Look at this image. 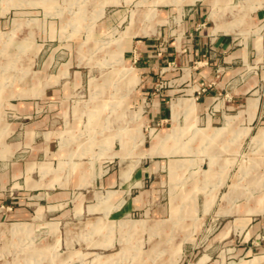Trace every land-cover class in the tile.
<instances>
[{"label":"crops","instance_id":"1","mask_svg":"<svg viewBox=\"0 0 264 264\" xmlns=\"http://www.w3.org/2000/svg\"><path fill=\"white\" fill-rule=\"evenodd\" d=\"M121 2L123 6L129 3L128 0L102 1L98 12L105 13L108 7L121 6ZM162 3L155 5L158 14L151 28L141 30L139 21L132 24L130 19L118 58L125 67L122 69L124 77L129 80L126 89L133 93L132 99L138 109V136L134 139L141 142L146 124L164 121L168 126L161 130L149 149L141 147L137 152L130 149L124 137L119 138L120 150H115L114 137L107 136V141L111 139L112 143L111 147L106 145L105 161L126 163L120 175H130L128 180L120 181L124 191H116L113 195H121L120 199L116 198L118 203L128 195L129 198L123 213L116 215L106 210L97 213L102 217L94 220L98 223L115 217L125 220L140 214L142 220L162 225L182 220L186 210L190 220L197 205L195 198L199 194L196 190L229 187L226 195L230 198V207L227 210L220 207L218 218L250 222L249 233L259 237L264 232V95L260 94L264 66L258 64L257 70L253 71V65L264 59V35H261L264 0H176L170 6H162ZM163 7L174 10L170 14L164 12ZM110 12L112 14L106 17L103 26L106 31L127 19L123 10ZM175 20H178L177 24ZM34 75L36 81L32 86L9 92L12 98L6 107L19 120L5 123L0 119V206H16L12 214L16 223L10 228L12 248L15 245L13 237L24 232L20 226H25L33 217L31 210L35 204L30 203L32 199L49 203L51 199L61 201L67 197L64 190L95 188L97 184L112 188L118 182L115 177L100 181L99 177L90 174L92 168L89 165L93 161L84 163L75 182L50 177V165L56 157L98 154L90 147L95 142L90 145L82 140L72 147L61 148L60 145V152L55 151L56 144L62 139L68 110L73 108L72 95L77 90L83 92L88 75L83 71L71 72L65 66L51 72L49 60ZM99 86L96 83L91 87L97 91ZM0 92L3 93L2 86ZM147 101L148 111L143 113V104ZM79 108L77 103L73 115L82 114ZM83 109L88 110L85 105ZM101 109L104 105L100 102L89 107L92 116L102 112ZM109 116L100 119L99 124H110ZM247 141L252 158L243 171L251 175L248 187L252 192L243 194L237 190V180L233 185H225L222 175L227 172L226 157L239 154ZM21 147L31 149L28 160L23 163L12 161ZM201 150L207 151L210 159L207 168L198 171L203 175L197 181L196 170L200 167L196 161L176 158L195 156ZM216 156L218 166L211 161V157ZM211 175H215L214 178ZM122 176L120 178L124 180ZM211 182L213 184H209ZM56 187L62 191L53 196L51 190ZM9 189L15 190L17 196L9 195ZM30 195L34 198H29ZM112 198L106 201L110 202ZM87 199L85 197L76 206V215L83 211V205L89 202ZM25 200L28 204L21 206L19 201ZM110 203L113 205L114 200ZM211 205L203 196L200 205L203 213H207ZM90 207L93 206L87 208ZM104 226L108 236L112 230L109 224ZM103 229L96 226L94 235ZM158 230L159 235H178L175 227ZM227 233L226 227L220 235ZM107 243L102 244L107 246ZM98 246L101 245L96 244ZM126 252L124 249L109 255L107 261H119ZM251 254L252 264H264V244L251 250Z\"/></svg>","mask_w":264,"mask_h":264},{"label":"rangeland","instance_id":"2","mask_svg":"<svg viewBox=\"0 0 264 264\" xmlns=\"http://www.w3.org/2000/svg\"><path fill=\"white\" fill-rule=\"evenodd\" d=\"M102 1L105 0H0V87L3 88V93L0 92V119L5 123L19 120L6 107L7 101L12 98L9 92L15 88L32 86L36 81L34 74L45 61L49 60L51 72H57L62 66L71 72L83 71L88 75L83 92L77 90L72 95L73 108L68 110L66 123L62 126V139L56 144L55 151L60 152V145L61 148L72 147L75 142L82 140L90 145L95 142L90 147L98 154L56 157L52 159L49 175L54 179L68 178L75 182V177L85 167L84 163L93 161L89 165L92 168L90 174L99 177L100 181L110 177L118 180L112 188L97 184L95 188L64 190L67 197L61 201L51 199L49 203L39 198L32 199L30 203L35 204L31 210L33 217L26 222L28 225L20 226L24 232L13 237V248L10 228L16 223L12 217L16 206H0V264H252L251 250L263 246L264 232L255 237L249 233L250 222H235L230 217L218 218L220 207L226 210L230 207V198L226 195L231 189L229 187L196 190L199 195L195 198L197 205L193 208V214H189L193 217L190 220L187 219L188 210L182 220L168 221L162 225L144 221L140 214L125 220L119 217L100 223L94 220L102 217L97 213L106 210L116 215L123 213L129 198L128 195L118 203L121 195H113L116 191H124L120 181L128 180L130 175H120L126 163L120 160L105 161L106 145L111 147L114 140V149L120 150L119 138L124 137L133 152L141 147L149 149L161 130L168 126L164 121L146 124L143 126L141 142L134 139L138 136V109L132 99L133 93L126 89L129 80L124 77L122 69L125 67L118 58L123 48V33L127 31L131 18L132 24L139 21L141 30L151 28L158 14L155 5L163 2L162 6H170L176 0H128L127 6L121 2V6L108 7L105 13H101L98 11ZM111 10H123L127 19L106 31L103 26L106 17L112 14ZM163 10L170 13L174 8L163 7ZM261 35H264V29ZM258 64L264 66V59L253 65V71L257 70ZM108 75H111L110 79ZM96 83L100 85L97 91L91 87ZM261 88L260 94L264 95V83ZM75 101L80 107L78 111L82 112L76 113L77 116L73 115L77 104ZM99 102L104 105V109L92 116L89 107ZM148 104L149 101L143 104V113L148 111ZM84 105L88 110L83 109ZM128 105L130 108H127ZM108 115L112 122L108 125L99 124L100 119H106ZM108 135L114 139L107 141ZM248 144L249 141L239 154L226 157L227 172L222 175L226 180L225 185H233L237 180V190L243 194L252 192L248 187L251 175L243 171L252 158ZM29 152L31 149L21 147L11 160L26 162ZM196 154L176 159H193L200 167L196 172H202L207 168L210 157L203 150ZM217 159V156L211 157L215 166H218ZM200 172L196 173L197 181L202 178ZM211 176L214 178L215 175ZM51 191L56 196L62 190L56 187ZM15 192L8 190V194L14 197L17 196ZM203 196L212 204L207 213H203L200 206ZM85 197L89 202L76 215L75 208ZM29 198L34 197L30 195ZM108 198L114 200L113 205L110 203L112 200L106 201ZM19 204L25 207L28 203L25 200L19 201ZM88 206L93 207L89 209ZM49 207L52 208L49 210ZM108 224L112 233L107 236L104 225ZM96 226L104 229L94 235ZM172 227H175L178 235L163 236L156 232L159 228L170 230ZM226 227L227 236H221ZM107 241L108 245L103 246L102 243ZM96 244L101 246L96 247ZM124 249L127 251L124 258L110 263L107 261L109 255Z\"/></svg>","mask_w":264,"mask_h":264},{"label":"bare ground","instance_id":"3","mask_svg":"<svg viewBox=\"0 0 264 264\" xmlns=\"http://www.w3.org/2000/svg\"><path fill=\"white\" fill-rule=\"evenodd\" d=\"M136 18H137V17H136ZM134 20H135V19H134ZM134 20H133V21H134ZM148 29H149V28H148ZM144 35H145V34H144ZM127 74H129V75H130V74H131V72H130V71H127ZM129 75H128V76H129ZM176 106H177V105H176ZM173 110H174V109H173ZM180 112H181V111H180ZM175 115H176V114H175ZM8 228H9V227H8ZM4 231H5V230H4Z\"/></svg>","mask_w":264,"mask_h":264}]
</instances>
